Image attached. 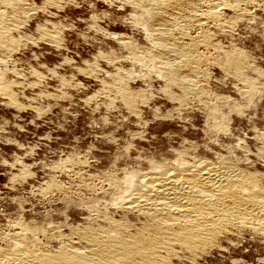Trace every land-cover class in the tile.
Segmentation results:
<instances>
[{"label":"rangeland","instance_id":"rangeland-1","mask_svg":"<svg viewBox=\"0 0 264 264\" xmlns=\"http://www.w3.org/2000/svg\"><path fill=\"white\" fill-rule=\"evenodd\" d=\"M61 1L63 6L56 9L43 0H29L38 10L19 22L20 30L12 36L18 51L5 60L8 71L3 69L2 85L9 91L7 96L0 95V250L22 241L28 249L53 253L70 237L99 230L101 223L86 222L85 209L102 210L113 199L112 192L101 185L102 179L121 180L151 162H165L175 150L186 147L193 152L196 147L213 145V152L223 156L243 160L250 154L254 161L257 151L264 148L263 8L250 9L252 20L235 17L238 29L234 28L231 41L224 35L214 40L250 64L242 70L245 80L236 78L223 56L211 55L221 66L210 65L200 95L184 101L182 92L147 64L124 59L127 52L116 37H130L141 50L148 47L143 34L130 24V4L124 0ZM231 15L225 12L228 19L234 18ZM45 31L54 37H46ZM116 79L122 83L118 84L120 93L129 92V103L111 90ZM214 105L222 125L218 135L208 116ZM262 164L248 166L260 179L264 178ZM105 210L107 216L140 228L132 216ZM222 239L207 254L191 261L172 258L175 261L170 264H264L263 234L243 232Z\"/></svg>","mask_w":264,"mask_h":264},{"label":"bare ground","instance_id":"bare-ground-1","mask_svg":"<svg viewBox=\"0 0 264 264\" xmlns=\"http://www.w3.org/2000/svg\"><path fill=\"white\" fill-rule=\"evenodd\" d=\"M43 1L44 5L54 6L56 9L62 5H59L61 0ZM124 1L133 8L130 24H133L143 34V39L148 46L141 50L133 44L130 37L117 35L118 45L127 52L124 59L136 65L147 64L155 75L169 81L171 87L173 85L178 88L182 92L183 97H181L184 101L188 100L189 96L197 97L202 92L200 86L208 77V67L220 64L213 60L211 55L223 56L222 61L236 72V78H241L242 70L250 65L247 61L245 62L246 59L242 60V57L228 52L230 50H223L222 45L214 40L218 35L231 39L232 33H235V26L238 25L236 18H239V21L249 17L251 19L250 9H264V0ZM32 2L29 3V0H0L1 96L8 95V89L2 85L3 69L6 71L8 68V66L6 68L7 61L5 60L10 57L12 51L17 50H14L16 46L12 36L15 31L17 34L20 30L18 25L21 19H26L30 12L38 10V7L34 10ZM226 11H230L234 18L228 19L225 16ZM52 35L53 32L51 35L50 32L45 34L46 37L50 36L49 38L54 37ZM51 39L48 40L52 42ZM233 50L232 52L235 53ZM225 65L224 69H226ZM241 80L245 79L241 78ZM116 82L111 90L118 94L122 90L121 85H118L120 81ZM128 93L126 91L120 93L121 99L127 103L131 98ZM217 108L214 105L208 114L214 123L211 129L216 135L220 134V129H222L221 123L218 122L219 118H217L219 115ZM261 138L264 140V133ZM211 147L206 145L202 148L196 147L195 151L192 149L193 152L185 147L172 151V156L165 162H151L144 170L128 172L123 178L119 176L121 180L105 177L102 179L101 185L106 186L113 196L109 203L102 205L104 209L132 216L140 228H135L134 224L128 221L115 220L112 215L109 216L110 214L107 216L103 212L104 209L102 211L88 207L85 209L88 210L86 222L89 220L96 224L101 223L104 228L99 227V230H93V228L83 235L77 234L75 238L70 237L66 244L62 245L63 247L53 253H44L45 251L34 248L28 249L24 246L26 242L23 244L20 241L22 244L19 242L20 244H16L12 249L0 250V264H170L172 258L183 257L193 260L204 252L207 254L208 250L214 249L219 240L225 237H237L243 232L258 233L264 236V183H262L264 178L260 179L257 176L258 173L248 169V166H254L258 162L264 164V148L257 151L252 161L249 158L250 154L244 155L243 160H239L236 156H223L219 151L218 153L213 152ZM235 147L240 148L238 145ZM244 152L249 151L244 150ZM20 235L23 236L24 233Z\"/></svg>","mask_w":264,"mask_h":264}]
</instances>
